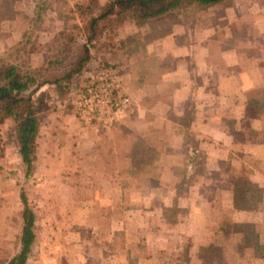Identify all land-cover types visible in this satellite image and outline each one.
I'll return each instance as SVG.
<instances>
[{
  "label": "rangeland",
  "instance_id": "374dc122",
  "mask_svg": "<svg viewBox=\"0 0 264 264\" xmlns=\"http://www.w3.org/2000/svg\"><path fill=\"white\" fill-rule=\"evenodd\" d=\"M107 1H17L15 18L0 23V61L38 67L58 47L73 46L71 38L85 42L83 26ZM176 18L186 29L183 42L212 25L213 42L231 40L248 51L250 79L260 87L230 96L218 85L208 88L203 74L192 92L181 89L176 79L163 81L167 64L145 52L148 26H107L91 47L92 61L67 90L42 89L29 170L13 122L0 118V264L18 249L21 195L35 215L27 264H264L243 234L228 232L232 224H256L264 245V193L251 200L252 209L233 206V188L243 180L254 186L248 196L264 189V114L247 103L251 93L264 91V0ZM173 21L161 25L171 30ZM188 111L193 119L185 129ZM196 112L200 120L222 116L229 134L193 125ZM56 122L67 140L51 134ZM136 140L155 149L137 166L141 156H130ZM6 144L18 148L20 160L5 157ZM211 245L221 258L206 250Z\"/></svg>",
  "mask_w": 264,
  "mask_h": 264
},
{
  "label": "trees",
  "instance_id": "16d2710c",
  "mask_svg": "<svg viewBox=\"0 0 264 264\" xmlns=\"http://www.w3.org/2000/svg\"><path fill=\"white\" fill-rule=\"evenodd\" d=\"M19 0H0V23L12 21L17 12L14 4ZM233 0H108L97 13L93 14L88 22L83 26L85 42L77 43L69 47L63 45L55 50V54L50 58H45L38 67H21L18 64L6 65L0 61V118L10 119L13 122L15 134L18 139L19 153L27 170L30 169L31 152L34 138L39 127V113L37 101L44 94L42 89L53 87L59 91L67 90L72 82L84 72L86 65L92 61L91 47L103 34L107 26L113 27L129 21L137 27L148 26L145 44L163 38L170 34V28L161 24L167 18L173 19V24H183L181 19L176 18L180 14L190 11H207L208 9H225L231 5ZM41 11L45 10L43 4ZM40 14L37 15L39 17ZM191 16V15H190ZM161 25L162 29L157 28ZM76 27V26H75ZM70 61V63H68ZM38 94V96L36 95ZM248 106L254 111L264 114V91L251 93L247 97ZM182 119V127L188 129L193 119V114L188 111ZM261 141L264 142V129L260 133ZM131 147L130 156L139 155L134 164L137 166L149 162L155 149L151 145H144L145 141L136 140ZM139 154V155H138ZM193 155H189V161ZM184 164L183 172L191 162ZM254 189L253 185H247L243 180L241 184L233 188V206L236 210H248L253 207L251 200L259 198L264 193V189H258L256 193L248 196V191ZM261 199V198H260ZM22 219L23 225L18 237V249L6 264H27L32 246L36 239L34 231L35 215L28 206L23 195ZM262 201V200H261ZM259 202V201H257ZM230 233H240L244 235L248 246L259 252V257H264V245L260 244L259 226L256 224H232ZM207 251H215L221 258V249L207 247ZM221 262V261H218Z\"/></svg>",
  "mask_w": 264,
  "mask_h": 264
},
{
  "label": "crops",
  "instance_id": "0c3cea01",
  "mask_svg": "<svg viewBox=\"0 0 264 264\" xmlns=\"http://www.w3.org/2000/svg\"><path fill=\"white\" fill-rule=\"evenodd\" d=\"M237 1L240 0H233L231 5L224 10L233 8ZM245 7L247 6L245 5ZM224 22L226 21L220 22V24H224ZM212 28V25L202 27L198 30V34L201 35L200 38L196 37L183 42L184 39L181 36L186 35L185 27L182 24H173L170 34L144 47L145 52H148V56L159 59L165 65L167 64L166 70L161 75L163 81L172 82L176 79L180 82L181 89L186 88L185 90L192 92L193 88L196 87L194 80L203 77V74H205L204 78L207 79L208 88L216 90L218 85L220 91L221 89L227 91L226 94L230 96H234L243 88V94H246L252 91L254 87H260V82L255 84L250 79L251 75L249 74L254 67L252 66L251 56L247 53L248 51L244 50V52L237 48V45H229L227 41L232 42L231 40L213 42V35L210 31ZM190 63L195 66L194 71L191 70ZM198 110H200V107ZM209 116L200 120L198 119L199 112H196L193 125L201 127L204 132L206 129L211 130L215 135L229 134L221 128L222 116L220 118L214 117L213 114H209ZM61 121L64 124L63 118ZM49 128L51 134H56L54 138L63 134L65 139H68V135L63 132L65 130L61 123L56 122L50 125ZM40 129L43 134L48 131L44 127H40ZM4 149L3 153H5L7 159L13 157L14 160H20L16 146L13 149L15 152L8 144L5 145Z\"/></svg>",
  "mask_w": 264,
  "mask_h": 264
}]
</instances>
